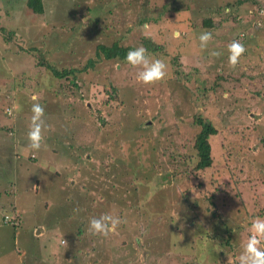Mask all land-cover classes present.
<instances>
[{
	"label": "rangeland",
	"instance_id": "obj_1",
	"mask_svg": "<svg viewBox=\"0 0 264 264\" xmlns=\"http://www.w3.org/2000/svg\"><path fill=\"white\" fill-rule=\"evenodd\" d=\"M42 1L46 14L36 16L27 0H0V192L22 212L15 231L0 227V264H237L252 221L264 218V0ZM76 23L94 27L76 39L49 30ZM206 30L213 39L202 51ZM147 39L162 48L152 58L168 63L153 86L137 81L139 69L96 55L99 45L121 40L134 50ZM233 40L246 49L235 69L227 62ZM40 55L74 73L54 77ZM216 73L226 84L212 93ZM35 102L47 126L39 151L27 147ZM197 115L228 121L212 140L213 183L208 174L176 179L184 164L166 155L169 146L190 152ZM183 193L199 200L201 223L191 221ZM205 193L216 197L213 223L201 213ZM105 213L124 222L107 237L89 234L90 218ZM212 236L218 243L205 245Z\"/></svg>",
	"mask_w": 264,
	"mask_h": 264
},
{
	"label": "trees",
	"instance_id": "obj_2",
	"mask_svg": "<svg viewBox=\"0 0 264 264\" xmlns=\"http://www.w3.org/2000/svg\"><path fill=\"white\" fill-rule=\"evenodd\" d=\"M246 1L249 0H240L237 4L238 5H243ZM27 8L28 10L34 14V15H38V16H44L46 14V11L44 9L43 6V1L42 0H27L26 2ZM164 9V8H163ZM178 9L174 8L169 12H174L177 11ZM163 15H165V17H168V12H166V10L164 12H162ZM96 15V11H93L92 8H87V16L88 18H95L94 24L95 26H98L99 24V20L98 17L95 16ZM62 24V23H60ZM90 26V27H89ZM203 26L206 28H210L213 30H219L217 28H215L213 26V23L211 22V20L205 19L203 20ZM262 28H264V22L261 23ZM94 27L93 25H89L86 23H76L73 24L72 26H66L63 25L62 27H60L59 24H53L50 26L49 30L52 31H60L61 33H67L68 35H73L74 38H83L84 36V28H92ZM256 28V27H255ZM92 30V29H91ZM238 35V34H237ZM243 38H245V35H242ZM75 41V40H72ZM70 41V42H72ZM143 44V47H145L148 51V53H150L151 55H156L161 53L162 48L160 45L154 44L152 43L149 39L147 40H143L141 42ZM75 44V43H74ZM133 50V47L128 45L125 46L123 44H121V40H119L118 42H114L111 46H104V45H99L97 47V57L101 58L103 57V59L107 60V61H121V62H126V55L127 53ZM31 51L33 52H37V49H32ZM35 55V53H34ZM37 55V54H36ZM40 59L42 60V62H39V66L46 68L48 71H51L52 75L58 79H61L63 77H67V75L74 73V70H69V71H59L58 69L55 68V66L53 64H51V62H44V60H47L46 57H41L40 55ZM168 64V63H165ZM91 65V64H89ZM185 77V79L189 80V76L185 75L183 76ZM225 81V82H224ZM223 82L224 84H226V80L225 78L220 75L219 73H216L213 82L210 86V91L212 93H217L219 91V89L223 86ZM11 87L17 86L19 84V80L18 79H14V83H11ZM23 86V85H22ZM15 89H19L16 88ZM231 90V89H230ZM222 91H227V89L222 88ZM231 93H233L231 91ZM117 101L119 102V104H123V101H121L120 99H117ZM228 121L227 118L223 119L222 117H220V121L218 123L217 126L219 125H223V127H225L227 125ZM193 124L197 126V129L192 133L191 138L187 139L186 141H190L192 142V147L190 149V152L188 154H181V153H176V151L178 150L177 148L173 149L172 147L169 146L168 150L166 151V155L170 156L171 159L174 162H183L184 166L181 165L182 167V171L179 172L178 168H176L174 175L175 178L177 179H182V178H186L185 176L186 173L188 174V176L190 175V177H193L194 179H199L200 177L203 178L205 177L207 174L208 176L211 178V182L213 183V178L214 175L211 172V170L213 169L215 163L214 162V157H213V146H212V140L217 136L218 134V128L217 126L212 122L207 120V118H205L202 115H197L196 117L193 118ZM35 161V160H34ZM187 176V178H188ZM233 180V179H232ZM235 181V180H234ZM233 181V182H234ZM236 184V182H235ZM12 188L14 187L13 185L11 186ZM200 189V194L203 195L201 192L203 191L202 186L199 187ZM219 189V188H218ZM7 195V194H6ZM5 195V197H6ZM2 196H3V192H0V227H11V229L13 231H15L17 228H19L18 226L20 225V217L22 216V212L17 209L12 202H8L7 204H5L4 201H2ZM8 199L11 197V194L7 195ZM205 199L207 200L208 204L206 205V207L204 208V211L202 210L201 213H206L208 214V218L207 220H204L208 223H213L212 221L215 220V218L217 217L216 213H215V209L216 206L215 204L212 202L213 198H216L214 194H207L205 193L204 195ZM182 202L184 204V206L190 211H194L193 217H190L191 221L193 222L194 220H198L199 223H201L200 221H202L201 217H199L195 212L199 211V209L201 208V204L199 202V200H197L196 198H192L189 196H186L185 193H183L182 195ZM210 201V202H209ZM199 206V207H198ZM11 207V208H10ZM10 208V209H9ZM13 209V213H10L9 211ZM19 210V211H18ZM200 213V212H199ZM11 216L12 219L9 220L7 219V217ZM191 221H188L189 223ZM203 221V222H204ZM195 223V222H194ZM228 227L225 224L224 226V231L228 232ZM10 232V231H9ZM85 232H81V230L79 232L76 233L77 237L79 238V236L81 234H84ZM212 235H216L218 234V236L222 235L219 231H212ZM14 234V233H13ZM16 234V233H15ZM210 235V234H208ZM214 237L216 238L217 236ZM213 239V236L207 240L206 243H203L205 245H216L218 242L216 241V239ZM12 242L16 241L15 236H12L11 238ZM197 240H202L201 235H198L195 239L192 240V242L194 243V245L197 243ZM218 240V239H217ZM226 245H230V240L227 238L224 240ZM216 243V244H215ZM196 247L198 245H195ZM202 246V245H201ZM194 249V246H193ZM223 252H220L221 256H222ZM221 260V259H220ZM193 264V263H190ZM201 264V263H199ZM238 264V263H237Z\"/></svg>",
	"mask_w": 264,
	"mask_h": 264
},
{
	"label": "clouds",
	"instance_id": "obj_3",
	"mask_svg": "<svg viewBox=\"0 0 264 264\" xmlns=\"http://www.w3.org/2000/svg\"><path fill=\"white\" fill-rule=\"evenodd\" d=\"M228 13V9L224 10ZM259 15L264 16V11L259 10ZM147 27L146 25L144 26ZM172 37L174 39L180 38V33L173 32ZM200 49L207 50L209 43L213 39V33L211 30L202 32L199 37ZM246 49L239 40H233L227 46V62L230 68L235 69L240 63L241 57L244 55ZM210 57H219L222 55L219 51H209ZM126 63L132 68L139 69L136 79L139 83L145 86H153L164 80L167 74V65L162 59H153L152 55L148 53L147 49L143 46H139L134 50H130L126 55ZM227 98V96H226ZM33 100L36 98L33 97ZM31 120L27 132V147L34 151H39L46 147L44 145V132L46 130V124L43 119L45 115L44 107L35 102L31 107ZM9 115H12V111L9 110ZM7 219L11 220L9 216ZM119 217L113 216L111 213H105L101 216L90 218L88 232L94 236L107 237L109 234L115 232L118 226L123 223ZM250 236L246 243L242 247V251L238 256V264H264V249L261 248L262 242H264V218L257 217L251 223Z\"/></svg>",
	"mask_w": 264,
	"mask_h": 264
},
{
	"label": "crops",
	"instance_id": "obj_4",
	"mask_svg": "<svg viewBox=\"0 0 264 264\" xmlns=\"http://www.w3.org/2000/svg\"><path fill=\"white\" fill-rule=\"evenodd\" d=\"M35 230V229H34ZM37 234H38V232H37Z\"/></svg>",
	"mask_w": 264,
	"mask_h": 264
}]
</instances>
